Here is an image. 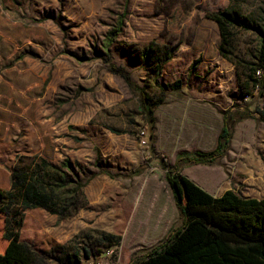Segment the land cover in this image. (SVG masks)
<instances>
[{
    "label": "rangeland",
    "instance_id": "obj_1",
    "mask_svg": "<svg viewBox=\"0 0 264 264\" xmlns=\"http://www.w3.org/2000/svg\"><path fill=\"white\" fill-rule=\"evenodd\" d=\"M222 9L237 10L264 26V0H0V79L10 83L0 100V188L10 189L15 167H28L38 158L58 165L70 159L85 168L88 203L73 216L60 218L42 208L9 216L22 240L52 254L42 264H137L170 230L183 224L175 204L160 224L171 200L165 192L166 167L173 168L177 161L156 153L153 146L164 119L157 116L150 128L138 93L103 59L108 50L112 61L130 71L141 86L147 71L127 53V46L142 49L151 42L176 46L181 54L163 67L159 83L181 79L191 88L195 85V92L222 97L225 102L220 103L233 115L249 112L231 124V132L253 122L251 152L264 164V119L257 112L264 108V87L256 89L249 76L259 65L261 35L233 29L223 44L224 56L218 24L210 18V13ZM112 28L118 29L113 42L108 39ZM24 57L38 63L40 75L48 78H21L24 63L19 61ZM156 87L149 78L152 94ZM22 106L31 107L27 119L6 117V108L11 112ZM218 111L222 115L224 110ZM184 121L178 119L179 128ZM144 127L147 146L140 141ZM22 129L45 133L40 151L21 146ZM6 131L15 137L4 139ZM233 187L241 195H264V182L257 183L254 177ZM5 223V214L0 213V253L8 244ZM102 232L121 235L120 244L95 241ZM74 252H80L78 258Z\"/></svg>",
    "mask_w": 264,
    "mask_h": 264
},
{
    "label": "trees",
    "instance_id": "obj_2",
    "mask_svg": "<svg viewBox=\"0 0 264 264\" xmlns=\"http://www.w3.org/2000/svg\"><path fill=\"white\" fill-rule=\"evenodd\" d=\"M210 18L218 24L222 36L220 50L224 56L223 44L229 42L233 29L254 30L261 35L259 65L252 69L249 76L255 88H263L264 26L237 10H218L210 13ZM117 32L118 29L112 28L108 39L113 42ZM127 47L128 53L147 71L148 76L143 85L134 81L131 72L125 67L112 61L109 50L103 59L112 72L120 74L138 93L140 109L153 129L156 123L155 109L164 103L168 91L182 87L181 79L165 85L159 83L163 67L172 60L177 47L166 44L159 47L155 42L142 49H136L132 44ZM80 58L85 59L84 56ZM197 62L198 59L192 66ZM149 78L159 88L157 93L149 91ZM241 93L243 96L248 94ZM257 112L264 119V108ZM237 113L236 116L231 114L230 109L222 111L223 125L214 150L180 153L176 165L173 168L166 167L165 179L172 190L183 224L170 230L156 246L138 259L137 264H264V197H247L232 189L215 197L184 176L177 165L181 162L210 164L223 157L229 148L231 124L249 115L246 110L243 115L240 111ZM150 137L153 138L151 132ZM163 161H166L164 156ZM83 173L85 168L81 163L70 159L58 165L38 158L28 167L14 168L10 189L0 188V213L5 214L6 221L3 237L8 241L5 251L0 253V264H42L44 258L49 255L52 257L51 253L40 251L22 240L20 230L11 226L9 216L12 212L21 215L22 211L29 208H42L60 218L73 216L88 203ZM17 223L21 227L22 218ZM121 239V235L102 232L95 241L113 246L119 245ZM87 248H82L86 257L90 256ZM79 254L74 252L72 256L78 258Z\"/></svg>",
    "mask_w": 264,
    "mask_h": 264
},
{
    "label": "crops",
    "instance_id": "obj_3",
    "mask_svg": "<svg viewBox=\"0 0 264 264\" xmlns=\"http://www.w3.org/2000/svg\"><path fill=\"white\" fill-rule=\"evenodd\" d=\"M179 54H181L180 51H176L168 64L171 61H176ZM19 63H24L20 69L19 76L21 78L36 79L39 76L44 79L48 78V75H40L38 63H35L34 60L24 57ZM189 86V84L183 83L181 89L168 91L164 103L155 109L156 120L159 116L160 119H164L165 123L162 133L153 143L156 153L176 158L180 153L210 152L217 146L223 125V118L218 110H225L228 107L222 106L220 103L225 102L222 97L203 95L194 91L195 85L192 88ZM9 87L10 83L0 79V100L6 96L5 91ZM157 91H159L158 87L155 88V92ZM23 106L20 110L11 109V112H9L10 108H6V117L10 121L14 118L27 119L31 113V107L23 108ZM180 118L187 119L181 128L177 124ZM254 128V123L250 120L246 121L242 127L236 126L232 133L228 151L223 157L210 164L180 163L179 171L215 197L221 196L230 189L237 191L233 186L250 177H254L255 182L262 184L264 182V164L256 160L251 152L254 146ZM261 129L264 131V127ZM4 133L6 134L4 139H11L16 134L10 131ZM44 136L45 133L42 131L31 130L28 132V130H24L20 137V141L23 142L21 146L36 152L40 151L42 145L44 146ZM165 192L168 198L171 197V200L168 202L169 207H166L160 224L165 222L169 211L174 208L173 204H175L169 185ZM244 196L259 199L264 197V195L252 196L246 195V193Z\"/></svg>",
    "mask_w": 264,
    "mask_h": 264
},
{
    "label": "built area",
    "instance_id": "obj_4",
    "mask_svg": "<svg viewBox=\"0 0 264 264\" xmlns=\"http://www.w3.org/2000/svg\"><path fill=\"white\" fill-rule=\"evenodd\" d=\"M258 74H260V71H258ZM256 89H258V87ZM140 141H141V144L144 146H147V144L149 143L148 132H147V128L145 127L142 128L140 131Z\"/></svg>",
    "mask_w": 264,
    "mask_h": 264
}]
</instances>
